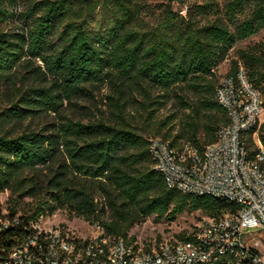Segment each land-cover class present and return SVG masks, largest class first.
Returning <instances> with one entry per match:
<instances>
[{
  "label": "trees",
  "instance_id": "trees-1",
  "mask_svg": "<svg viewBox=\"0 0 264 264\" xmlns=\"http://www.w3.org/2000/svg\"><path fill=\"white\" fill-rule=\"evenodd\" d=\"M14 21L12 32L1 29ZM262 30L264 0H0V87L10 97L0 109V194L8 192L4 218L17 220L0 232V256L57 210L127 245L148 217L234 211L168 189L148 145L157 138L201 151L215 142L228 124L215 100L217 67ZM235 57L226 75L242 67L264 110V50ZM103 89L106 113L86 123L63 115V102L93 101ZM168 104L176 112L160 118ZM50 114L58 121L29 124Z\"/></svg>",
  "mask_w": 264,
  "mask_h": 264
},
{
  "label": "built area",
  "instance_id": "built-area-1",
  "mask_svg": "<svg viewBox=\"0 0 264 264\" xmlns=\"http://www.w3.org/2000/svg\"><path fill=\"white\" fill-rule=\"evenodd\" d=\"M215 100L228 124L201 151L187 143L170 146L150 139L154 171L165 186L184 195L210 196L235 206L220 218H201L182 237L156 235L132 245L112 240L102 227L88 225V237L55 226L13 245L0 264H264V119L262 98L239 67L219 78ZM0 216V232L17 223ZM159 236V240H157Z\"/></svg>",
  "mask_w": 264,
  "mask_h": 264
},
{
  "label": "rangeland",
  "instance_id": "rangeland-1",
  "mask_svg": "<svg viewBox=\"0 0 264 264\" xmlns=\"http://www.w3.org/2000/svg\"><path fill=\"white\" fill-rule=\"evenodd\" d=\"M159 1V0H158ZM201 0H189V2L200 3ZM154 3V2H153ZM172 9L179 11L181 10L176 6V4L172 5ZM22 8L19 6L16 9V13H19ZM184 11L182 10L181 13ZM20 24L17 21H14L11 24L1 25V29L4 32H12L15 28L19 27ZM251 48L263 49L264 50V30L260 31L256 35L236 43L232 50L229 52V55L225 61L219 64L216 70L217 79L226 75L229 70L230 63L236 59V52L239 50H248ZM36 84V83H35ZM19 85H17L18 87ZM261 93V92H260ZM109 95L107 90H100L99 92L94 93V100H79L77 104L67 105L66 102H63L62 113L67 118L73 121H79L82 123H86L87 120H92L99 117L102 113L107 112V101L105 100V96ZM262 95V94H261ZM8 99H10L8 95V90L5 86L0 87V109L4 107H8ZM263 100V96H262ZM79 105L80 107H78ZM176 112V108L172 107L168 104L165 109H161L158 113L160 118H164L169 114H173ZM58 118L55 114L50 115H42L38 119H34L29 122L31 127H40L44 124H52L57 122ZM262 127L264 128V119L262 122ZM153 139V138H152ZM8 198V192L5 191L0 194V208L6 209L7 204L6 200ZM26 203H30V200L24 199ZM19 215V214H18ZM204 218V215L198 211L184 213L177 217L172 222L166 221H154L153 217L146 218L141 224L134 225L133 228L129 231V236H133L136 242L139 245H145V243L152 242L156 235H162L164 238L169 237L174 233H179L183 230H188L189 227L197 223L198 220ZM41 222L38 224L42 229L54 228L55 226H61L69 231L73 232L76 236L88 237L89 230L88 224L81 219L78 218H69V215L64 210H57L51 216H47L41 218Z\"/></svg>",
  "mask_w": 264,
  "mask_h": 264
}]
</instances>
